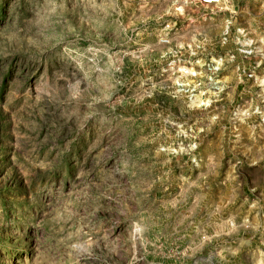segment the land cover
<instances>
[{
    "label": "rangeland",
    "instance_id": "rangeland-1",
    "mask_svg": "<svg viewBox=\"0 0 264 264\" xmlns=\"http://www.w3.org/2000/svg\"><path fill=\"white\" fill-rule=\"evenodd\" d=\"M0 264H264V0H0Z\"/></svg>",
    "mask_w": 264,
    "mask_h": 264
},
{
    "label": "built area",
    "instance_id": "built-area-1",
    "mask_svg": "<svg viewBox=\"0 0 264 264\" xmlns=\"http://www.w3.org/2000/svg\"><path fill=\"white\" fill-rule=\"evenodd\" d=\"M228 0H175L183 7H195L200 9H220Z\"/></svg>",
    "mask_w": 264,
    "mask_h": 264
}]
</instances>
